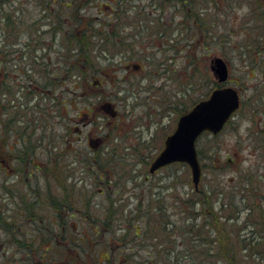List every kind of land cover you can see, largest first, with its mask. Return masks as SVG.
<instances>
[{"label": "rangeland", "instance_id": "obj_1", "mask_svg": "<svg viewBox=\"0 0 264 264\" xmlns=\"http://www.w3.org/2000/svg\"><path fill=\"white\" fill-rule=\"evenodd\" d=\"M9 1L11 0L3 1V10H7L12 17L23 18L26 24L33 22L30 33L39 28L38 33L35 34L37 38L33 40L30 46L33 49L37 47V51L35 49L32 51L34 54L44 53L45 43H49L50 40L48 30L53 27L54 21L57 23L55 26L59 25L65 35V31L75 28L70 11L77 12L81 19H88L89 23L84 24L87 25L90 33L100 30V20L108 21V8L103 6L109 5V0H98L94 3L81 0L83 6L71 7L70 9L64 5L54 7L55 5L47 4V13L40 8L38 0ZM61 1L71 2L70 0ZM195 1L197 6L200 2L199 0ZM205 1V4L200 7L202 9L200 15L204 17L202 26L205 30L203 34L200 35L193 28L188 36L190 48L184 46L186 45L185 42H181L179 45L180 54L175 64V74H179L180 89L178 85L175 87V83L172 81L167 86L168 91L174 88L181 92V90H189L191 85L195 91L188 96L179 95L178 112H174L172 109L168 111L165 108L166 105L164 106L163 113H166L167 117L162 120L161 126L156 127L157 130L162 127L158 130L156 141L163 140L161 135L165 136L174 129L178 113L183 112L181 109H189L202 93L210 92L213 85L207 80L213 81L214 77L209 70V63L215 57L223 58L230 68L228 85L238 89L241 102H244L245 107L240 108L233 115L222 132L216 137L204 134L198 139L196 146L204 154L200 163L207 164L208 167L204 171L202 170V178L197 189L205 190L207 193L209 186L217 190L223 183L225 198L234 196L233 205L225 208L224 214L238 212L235 214L238 217L237 221L228 222L227 228L231 227L230 225H235L236 229H239L237 230L239 238L243 240V242H239L237 236L230 233L233 236L230 244L238 252L234 264H264V0ZM142 2L144 4L141 3V5L148 8L144 10V13L149 14L151 0H142ZM44 4L46 3L44 2ZM96 6L101 7L97 8ZM84 7H87L86 11L85 9L77 11L78 8ZM149 26L155 28L153 25ZM27 28V26L20 28L22 32L19 35V42L10 49L13 54L8 55L6 53V56L0 54V58L6 59L7 66L11 67V71L7 74L15 75L17 79L20 78L16 74H18V69L21 66L25 65V69L29 68L26 74L30 73V64L25 61L26 54L20 60V51H17L18 54L14 51L16 49L21 50L24 42H27L24 36ZM10 34L11 37L8 35L9 42H13V33ZM93 38L95 39V37ZM198 38L200 42H197ZM58 39L62 40L63 46L67 45V38L59 36ZM0 40H2V36H0ZM56 45L55 52L59 47V42H56ZM73 45L72 43L71 47ZM1 46L2 42H0L2 49ZM7 47L8 45H6ZM63 49L65 50L64 47ZM187 50L194 56V66L192 64L188 66L183 62ZM27 51L28 49L25 48V52ZM71 53L73 54L68 58V63H75L82 72L77 74V77H69L68 87H73L74 82L79 78L90 80L89 74L93 73H91L89 66L104 67L109 65L106 59L101 58L99 62L96 61V50L90 53L88 61H83L84 58L78 61L81 57L76 55L75 50ZM105 53L107 52L105 51ZM54 56L55 53L52 54V58ZM115 60H117L116 64H119V59L116 58ZM144 64L147 67L150 66L148 63ZM197 69L199 75H197ZM192 74H196L194 79H192ZM98 78L96 76L94 80H98ZM194 82L200 86V89L195 87ZM102 83H105L104 88L112 91L122 85L123 80L109 78L103 79ZM158 84L159 82H156V86ZM13 86L11 88L15 90V83ZM113 92L116 91L113 90ZM163 97L172 102L171 95L166 94ZM261 97L263 99L260 100ZM116 102L121 101L116 98ZM120 107H122L120 109V123L127 125L122 128L121 133L123 135L125 130L126 132L129 128L133 130L131 123L140 126L147 122L143 117V106H136L137 109L129 106L125 109L123 104H120ZM262 107L263 109L260 110ZM131 114L132 117H130ZM134 132H140V134H144L143 138L150 139L151 128L145 130V127H142L140 130H134ZM9 133L13 136L11 125ZM123 135L118 140L120 146L124 141L129 140V138L125 140ZM115 136L113 132L111 139ZM138 142L137 138L136 146ZM156 147H159V144L156 146L152 142L149 145L143 141L136 151L121 148L116 151L115 149V155L102 157L103 160L112 162L110 172L105 174L100 173L96 166L94 169H89L87 167H91V165H77L74 167L75 172L73 173L74 179H77L76 185L72 186L71 182H68L67 191H65L63 184L53 183L57 180L56 177L59 174L57 171L50 172L48 179L45 174H42V178L37 179L39 183H35L33 186L37 189L35 195L26 196L31 202L28 205L33 204V211L39 214L34 215V217H41L47 227H51V224L56 222L58 224L55 230L57 236L60 235L59 230H61L63 233L69 231L76 237L73 243L68 244V241L65 240L66 245L61 247L62 252L59 250L60 248H52L49 250L50 254L42 259L51 257L52 262L50 264L59 262L62 264H72V262H77V264H105L103 261L107 255H112V264H116L114 259L118 258L117 255L121 259L125 258L126 254V264H165V260H167V264H172L169 260H173L178 253L184 252L188 246V244H182V240L194 238L185 233L189 224L187 220L191 214H195L197 208L192 210L187 205H190V202L197 198L195 195L197 189L194 188L190 169L186 164L174 163L154 173L149 172L150 164L158 150ZM230 156H232L233 161L223 164L222 172L214 167L217 165L215 158L223 161L226 157L230 159ZM7 158L11 161L10 156ZM82 159L84 158L82 157ZM61 174H63L62 171ZM4 177L0 174V181ZM12 178L13 180L16 179L13 176L9 177L8 183L12 182ZM179 196L188 200L187 205L178 202ZM65 198L73 210L69 211V214L65 212L68 211ZM226 200L229 201V199ZM59 204L65 208L61 210V215L64 216L63 222L59 221L60 215L55 213L54 205L60 206ZM110 205H113V209L110 208L111 211L106 212ZM150 208H153L154 211L156 209L158 214L155 212L152 214L146 226V233L140 232L139 223L136 221L140 219V216L147 218L146 215L148 211H151ZM19 214L23 215L22 213ZM54 219L56 221H53ZM117 219L119 220L117 221ZM202 222L203 220L200 218L196 223L202 224ZM133 227H137L136 234L138 236H135ZM1 237V240H4L2 233H0ZM79 238H83L84 241H80ZM36 245L39 246L40 242L36 241L34 246L37 247ZM241 245L246 246V250L241 251ZM170 248H174V253L166 259L164 254ZM155 250L159 253L157 259L150 261L152 251ZM7 251L5 256L0 253V264H18L24 260L23 258L18 260L24 256L20 252L13 253L11 248ZM42 252L38 251L33 254L34 256L30 255V259L33 260L32 264L41 261ZM245 254L250 255L244 256ZM57 257H61V259L55 260ZM217 264L223 263L218 262Z\"/></svg>", "mask_w": 264, "mask_h": 264}, {"label": "flooded vegetation", "instance_id": "obj_2", "mask_svg": "<svg viewBox=\"0 0 264 264\" xmlns=\"http://www.w3.org/2000/svg\"><path fill=\"white\" fill-rule=\"evenodd\" d=\"M141 3L142 0H109V5L103 6L108 8V21L100 20L102 29L94 34L97 39L93 51H97V62L102 58L109 65H92L93 74H89L92 80L79 78L73 87H68L67 52L63 49L62 40H57L65 33L53 35L51 31L48 32L50 40L45 43L44 53H29V74H16L19 79L12 74H0V174L5 176L0 181V233L8 239L0 238L2 256L11 248V252L24 255L18 258L24 259L18 264H32L30 255L49 250L34 245L20 247L17 243L20 235H36L37 218L20 215L19 208L31 203L26 196L35 195L37 189L33 186L39 183L37 179H41L42 174L48 179L50 172L57 171L59 177L53 183L63 184L67 191L68 182L76 185L73 173L77 165H91L87 167L89 169L96 166L100 173H108L112 162L102 157L115 155L118 148L136 151L143 141L149 145L152 142L156 146L159 144L156 147L157 157L164 148L165 139L174 131L175 127L165 136L161 135L163 140L156 141L158 130L162 128L157 130L156 127L161 126L162 120L167 117L163 113L164 106L168 111L178 112L181 92L174 88L168 91L167 86L172 81L179 88L175 64L180 54V43L185 42L184 46L190 48V32L181 30L178 0H151L149 14L144 13L148 8ZM56 42H59V47L55 52ZM34 49L37 51V47ZM116 58L119 64H116ZM96 76L98 80H94ZM109 78L123 80L122 85L113 89L116 92L103 87V79ZM156 82H159L158 86ZM14 83L15 90H12ZM193 91L194 88L190 87L186 96ZM166 94L171 95L172 102L163 97ZM116 98L121 102H116ZM120 104L125 109L143 106V117L147 122L140 126L131 123L133 130L129 128L123 135L122 128L127 125L120 123ZM177 116L176 123L180 114ZM10 125L13 136L9 133ZM142 127L145 130L151 128L149 140L143 138L144 134L134 132ZM113 132L116 136L111 139ZM121 135L125 140L129 138L122 146L118 145ZM137 138L139 142L136 146ZM7 156L11 157V161ZM12 176L16 179L12 178V182L8 183ZM60 218L59 221L63 222L64 216ZM5 220L12 222L7 229L3 226ZM42 258H45L44 255L40 256V260ZM60 259L57 257L55 260ZM36 264L43 263L39 261Z\"/></svg>", "mask_w": 264, "mask_h": 264}, {"label": "trees", "instance_id": "obj_3", "mask_svg": "<svg viewBox=\"0 0 264 264\" xmlns=\"http://www.w3.org/2000/svg\"><path fill=\"white\" fill-rule=\"evenodd\" d=\"M3 1L4 0H0V12H1L0 13V36H2V40H0V42H2V46H1L2 49L0 48V54H3L4 56H6L7 54L10 55L11 53L13 54V51H11L10 49L13 48L14 44H18L19 42V35L22 32L20 28L27 26L28 28L24 35L27 39V42L26 43L24 42V45L21 47L22 48L21 50L16 49L14 51H16V53L17 51H20V54H19L20 60L26 54L27 58H25V61H27V63L29 64L28 62L29 53L32 52V49H33L32 47L30 48V46L33 40L37 38V35L35 34L38 33L39 28L36 29L34 32L30 33V27L33 26V22L26 24V22L23 21V18L18 17V16L12 17L7 12V10L6 11L3 10ZM70 1L71 2L61 1V0H42V1L38 0L39 2L38 4L40 5V8L46 13H47V7H48L47 4L55 5L54 7H58V6L61 7L64 5L67 9H70L71 7L77 8L79 6L80 7L83 6V4L81 3L82 2L81 0H70ZM87 1L88 3L90 2L94 3L95 1L97 2L98 0H87ZM204 1L205 0H199L200 3L197 4L196 6L195 0H178V7H179V14H180L179 19H181L180 20L181 30H185L186 33L188 31L191 33V30L193 31V28H195V32L198 31L200 35L203 34L205 30L203 29V26H202L204 23V17H201L202 15H200L202 12V9L200 7H202L205 4L206 1L205 2ZM9 2H13V1L11 0ZM44 2L46 4H44ZM81 9L86 10L87 7L78 8L77 11ZM70 13H72V16H73V25L75 28L65 31L66 35L65 34L63 35L64 38H67L66 39L67 45H65L67 57L69 58L70 56H72L73 53L71 52L75 50L76 55L78 57H81L80 60L78 61H81L83 58H84L83 61H88L89 59L88 56L95 49V45H96L95 39H97V36L95 37L94 34H96L97 31H92L90 33L87 28V25L84 24V23H89L88 19H81L80 17H78L77 12L70 11ZM55 24H57L56 21L53 22V27L50 30H48V32L51 31L53 35H55V33L57 34V33L63 32L62 28L59 25L55 26ZM11 32L13 33V36H14L13 42L12 41L9 42V38H8V35L11 37V34H10ZM93 37H95V39ZM197 42H200L199 38L197 39ZM72 43L74 44L73 47H71ZM6 45H8L7 48H6ZM25 48L28 49L27 52H25ZM193 59H194L193 54L189 53V55L186 54V56L183 58V62L185 64H188V66H190L191 64L194 66L195 60ZM7 65H8L7 60L4 58L2 60L0 58V74H7V72L11 71V67ZM24 66H21V68H19L21 69V72L18 69V74L25 73L29 69V68L25 69ZM197 71H198L197 75H199V70L197 69ZM81 72L82 70L75 63H72V62L68 63L69 77L71 76L77 77L78 76L77 74H80ZM194 76L196 77V74H194ZM194 76L192 79L195 78ZM207 82H211V84L213 85V87H211L212 89L215 87H218V84L214 80L211 81V79L210 80L208 79ZM194 85L195 87L200 89V86L196 82H194ZM190 87L191 85L189 86V88ZM212 89H210V91ZM183 91L185 92L184 95H187L188 90H181V95ZM209 93L207 92L202 93L200 97L198 98V100H195L193 105L199 100L206 98ZM261 99L263 98L261 97L260 100ZM243 107H245V104L244 102H241L240 108H243ZM263 107L260 108V110L263 109ZM181 110H183V112H181L180 114L184 113L188 109L186 110L181 109ZM205 134H208V133H205ZM212 137H216V136H212ZM209 150L210 148L208 149V151ZM197 154H198L199 161L201 162V160L204 158V154L202 150L197 148ZM215 161L217 162V165L214 167L217 168L218 170H221L222 172L224 168L223 164H227L233 161V159H232V156H230V159L226 157L225 160L221 161L219 158H215ZM207 167H208L207 164H201V168L203 171ZM245 185L247 184L245 183ZM223 186L224 185L222 183L217 190H214L212 189L211 186H209L207 193H205V190L197 189L196 193L194 191L197 198L195 197L196 199L191 201L190 205L189 204L187 205V201H188L187 199H182L181 196H179L178 202H180L181 204L187 205L189 209L193 210L195 209V207H197L195 210V214L192 215L190 213L191 216L187 220L189 223L187 225L188 229L185 233V234H190V236H193L194 238L190 240H187V239L182 240V244L184 245L188 244V246L186 247V250L184 252L178 253L177 255H175L173 260L171 259L169 260L172 264H217L218 262H222L223 264H234V261L238 255V252L234 250L230 244V241L232 240V237H233L230 233H232L234 236H237V239L239 242H243V240L239 238V234L237 231L239 229H236L235 225H230L231 227L227 228L228 222L237 221L238 217L235 214L238 212L234 211V212H230L227 215L224 214L225 208H228V206L233 205L232 199L234 198V196H228L227 198H225V193L223 192ZM226 199H229V201L227 202ZM66 206L68 209V211H66L67 214L70 213L69 211H73L69 203ZM112 206L113 205H110V207L107 208L106 212L111 211L110 208L113 209ZM54 208L56 210L55 213L59 214L60 216H61V210L65 209L63 206L61 207L58 205H54ZM159 208L161 209V207ZM150 209L151 211H148L146 215L147 218H143L142 216H140V219H137L136 221L139 223L140 232L146 233L147 223L150 221L152 214L154 212L157 213L156 209L155 211L153 210V208H150ZM33 210H34L33 204H30V206L21 205L19 208V211H20L19 213H22L23 215H35V216L39 215L37 212H34ZM200 218L203 220V222L202 224H197L196 222L199 221ZM118 220L119 219H117V221ZM3 222H4L3 226L5 229L10 227L12 223L11 221H6V220ZM35 224L37 227H36V235L34 237L29 236L27 234L20 235L19 237H17V243L20 247H29L31 245H35L36 241H39L40 245L39 246L36 245L37 247L48 248L49 250H51L52 248L58 249L61 247L62 248L65 247L66 245L65 240H67L69 244V243H73L74 240L76 239V237L73 236L69 231L68 232L65 231V233H63V231L59 230L61 233L60 235L58 234V236L57 234H53V232H56L55 231L56 225H58L56 222H53V224H51L52 225L51 227H47L44 223V220L41 219V217H37V219L35 220ZM125 227H122V228H125ZM122 228H119V229H122ZM133 229L135 231V236H138L136 234L137 227H133ZM95 233L97 234V232ZM4 240H8V239H4ZM79 240L84 241L83 238H79ZM49 250L42 252L41 255H44V257H47L50 254ZM240 250L241 251L246 250V246L241 245ZM107 251L109 252L108 248H107ZM173 253H174V248L172 249L170 248L166 251V253L164 254V257L168 259L173 255ZM158 254H159L158 251L156 250L152 251L150 261H156ZM249 255L250 254H245L244 256H249ZM117 256L118 258L114 259L116 264H126V254H125V258H121V259H119V255ZM244 256H240V257H244ZM111 257L112 255H107L103 263L112 264ZM50 258L43 259L41 261L43 264H50L52 262ZM72 264H77V262H72ZM165 264H167V260H165Z\"/></svg>", "mask_w": 264, "mask_h": 264}, {"label": "water", "instance_id": "obj_4", "mask_svg": "<svg viewBox=\"0 0 264 264\" xmlns=\"http://www.w3.org/2000/svg\"><path fill=\"white\" fill-rule=\"evenodd\" d=\"M210 70L218 83L227 81L229 68L222 58H213ZM238 108L239 95L236 89L226 86L212 90L206 99L200 100L178 118L174 131L165 139L163 150L151 163L150 173L173 163H185L190 169L192 183L197 188L202 171L196 140L204 132L218 134Z\"/></svg>", "mask_w": 264, "mask_h": 264}]
</instances>
